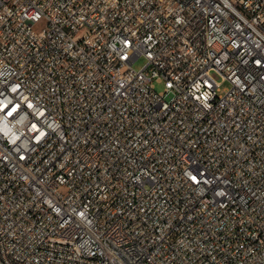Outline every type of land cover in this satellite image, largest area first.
I'll use <instances>...</instances> for the list:
<instances>
[{"label": "built area", "instance_id": "1", "mask_svg": "<svg viewBox=\"0 0 264 264\" xmlns=\"http://www.w3.org/2000/svg\"><path fill=\"white\" fill-rule=\"evenodd\" d=\"M0 264H264V0H0Z\"/></svg>", "mask_w": 264, "mask_h": 264}, {"label": "rangeland", "instance_id": "2", "mask_svg": "<svg viewBox=\"0 0 264 264\" xmlns=\"http://www.w3.org/2000/svg\"><path fill=\"white\" fill-rule=\"evenodd\" d=\"M37 30H41L42 29V26L39 25L37 28ZM147 60L145 57H140L138 58V60H136L133 64V66L140 70L143 68V66L146 64ZM153 83L155 84V88L158 92H162L165 90V82L164 81H158V80H153ZM229 86V83L228 82H225L223 87H228Z\"/></svg>", "mask_w": 264, "mask_h": 264}, {"label": "snow or ice", "instance_id": "3", "mask_svg": "<svg viewBox=\"0 0 264 264\" xmlns=\"http://www.w3.org/2000/svg\"><path fill=\"white\" fill-rule=\"evenodd\" d=\"M195 179V177H193Z\"/></svg>", "mask_w": 264, "mask_h": 264}]
</instances>
